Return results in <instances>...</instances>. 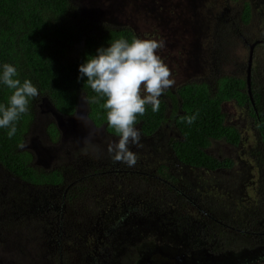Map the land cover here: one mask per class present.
Instances as JSON below:
<instances>
[{"label": "flooded vegetation", "instance_id": "obj_1", "mask_svg": "<svg viewBox=\"0 0 264 264\" xmlns=\"http://www.w3.org/2000/svg\"><path fill=\"white\" fill-rule=\"evenodd\" d=\"M242 3L243 10L246 3L250 4L252 21L256 3L254 0ZM260 4L264 5V0ZM246 44L249 54L253 51L251 92L253 99L258 96L261 107V112L256 108L254 115L249 104V116L262 131L264 33L260 38H246ZM259 49L261 53L257 54ZM248 66L247 62L240 69L246 81ZM216 84L214 81L212 85ZM32 104L33 119L21 144L25 146L20 148L29 154V165L35 173L45 172L48 180L49 171L63 168L64 183L54 185L47 179L38 181L21 175L0 158V264H264V205L257 210L233 205L222 196L233 197L235 193L225 190L213 201L212 193L201 194L204 190L191 189L182 175L161 172L159 160L144 161L141 141L149 136L139 126H136L141 137L138 148L129 144L132 152L137 151V163L129 167L102 152L108 150L109 143L118 140L106 126L90 129L91 133L81 135L78 142L74 137L63 136L57 112L48 97L35 99ZM251 105L255 108V100ZM226 122L238 126L235 121L229 123L226 119ZM52 124L58 130L57 136L50 130ZM171 135V139L179 136L177 132ZM84 139L92 143L83 144ZM88 144L93 151L90 157L86 156ZM96 155H100L98 161L92 159ZM174 156L177 167L202 168L191 167ZM86 165L88 169L83 172ZM131 173L141 179L149 176L162 181L171 191H166L164 199L150 200L146 197L148 189L138 184L139 194L130 200L125 197L127 192L119 191L127 190L124 176ZM103 176L115 182L92 183L95 177ZM88 179L91 181L86 192L83 184ZM260 194L264 198V189ZM145 223L150 225V232L159 226L158 234L144 236Z\"/></svg>", "mask_w": 264, "mask_h": 264}, {"label": "trees", "instance_id": "obj_2", "mask_svg": "<svg viewBox=\"0 0 264 264\" xmlns=\"http://www.w3.org/2000/svg\"><path fill=\"white\" fill-rule=\"evenodd\" d=\"M135 1L137 8L154 3V0ZM241 20L244 24L251 21L248 3ZM121 38L131 42L139 35L129 23L118 26L84 17L72 0H0V75L3 65L11 64L17 69L15 78L22 83L31 80L40 92L39 97L30 98L29 111L15 122V136L9 138V129L0 128V158L6 166L38 181L48 180L45 172L35 173L29 165V154L20 148L33 119L35 99L48 97L65 116H72L78 104L84 102L96 126L104 125L109 132L115 133L107 127V110L102 107L106 97L91 90L86 83L87 77L79 78V67L90 56H95L100 47L106 48ZM246 83L242 75L224 76L215 86L208 82H185L175 91H167L171 105L162 97H159L158 112L147 105L145 114L137 117L135 127L139 126L144 135L151 136L171 119L179 136L170 139V145L180 161L213 171L230 168L234 164L230 158H219L210 153L209 148L213 140L237 145L242 139L241 132L226 122L224 102L235 101L240 106L250 104L254 115L256 108L261 112L257 95H254L255 108L251 105ZM252 88L255 91L253 81ZM12 91L0 81V104L7 105ZM84 96L96 100L87 103ZM193 115L195 121L188 124L185 118ZM50 130L58 135L54 124ZM63 172V168L49 171V184L62 185Z\"/></svg>", "mask_w": 264, "mask_h": 264}, {"label": "rangeland", "instance_id": "obj_3", "mask_svg": "<svg viewBox=\"0 0 264 264\" xmlns=\"http://www.w3.org/2000/svg\"><path fill=\"white\" fill-rule=\"evenodd\" d=\"M133 1L135 0H72L77 11L88 19L118 26L129 23L138 33L139 39H153L163 43V47L157 50V55L169 67L170 78L175 83L160 97L168 100L170 105L167 91H175L185 82L214 84V81L217 83L224 76L243 75L240 69L247 64L249 54L246 38L250 40L260 38L264 33V15L261 16L264 5L260 4L261 0H254L255 14L248 24H244L241 20L242 0H154L153 4L138 8L136 1ZM259 53L261 49L258 50L257 54ZM144 94L142 89L141 95ZM248 105L240 106L235 101L224 102L222 105L227 121L229 123L235 121L238 125L236 126L240 129L242 142L234 146L224 144L223 140H213L209 148V152L218 157L230 158L234 162L232 167L219 171L177 167L170 145L171 133L177 131L171 119L155 134L142 139L140 149L142 152L145 151L144 161L159 160L161 172L176 174L177 177L182 175L191 184V189L204 190L201 194L212 193L213 196L209 194L212 200L225 190V193H235L233 197L229 194L225 195L226 197L222 196L233 205L250 206L253 210L263 208L264 198L260 190L264 189V142L262 141L264 130L260 131L254 120L250 118ZM83 121L86 123V120ZM86 133H91V130ZM75 139L81 142L79 140L82 137ZM86 141L92 143L89 139H84L82 143L85 144ZM95 145L101 151L100 144ZM130 146L138 148L135 144ZM87 147H90V151H87L86 156L90 157L93 153L92 147L90 144ZM102 152L109 154L108 150ZM134 153L137 154V151ZM87 169V165L83 166V172ZM104 178L106 177H95L92 183L109 185L115 182ZM124 178L128 184L127 190L119 193L127 192L125 197H129L130 200L139 194L138 184L148 189L145 195L150 200L162 199V197L164 199L166 191H171L167 184L162 181L157 182L156 179L152 180L149 176L141 179L139 175L131 173ZM90 181L91 179L84 181L83 187L86 192ZM142 226L144 236L149 233L154 236L159 232V226L154 228L153 232L148 230L150 228L148 223Z\"/></svg>", "mask_w": 264, "mask_h": 264}, {"label": "clouds", "instance_id": "obj_4", "mask_svg": "<svg viewBox=\"0 0 264 264\" xmlns=\"http://www.w3.org/2000/svg\"><path fill=\"white\" fill-rule=\"evenodd\" d=\"M162 47V42L153 39L135 38L129 42L121 38L106 48L100 47L95 56H90L79 67V78L87 77L86 83L91 90L106 97L102 107L107 110V127L118 136V140L108 145L114 162L135 166L137 156L129 149V144L139 145L140 142V132L135 127L137 117L145 114L147 105H151L153 112H158L159 97L175 83L170 78L169 67L157 55V50ZM17 75L13 65H3L0 81L13 91L7 105L0 104V128L9 129V138L17 132L15 122L29 111L30 98L40 96L31 80L26 79L22 83L15 78ZM83 99L87 103L96 100L95 97L89 100L85 96ZM185 119L191 124L196 116Z\"/></svg>", "mask_w": 264, "mask_h": 264}, {"label": "water", "instance_id": "obj_5", "mask_svg": "<svg viewBox=\"0 0 264 264\" xmlns=\"http://www.w3.org/2000/svg\"><path fill=\"white\" fill-rule=\"evenodd\" d=\"M253 61V51L249 54L248 69H247V88L250 94L252 103L254 99L251 92V68ZM58 116V126L64 137H79L90 129H95L97 126L95 122L88 116V111L84 102H80L77 106L76 112L70 117H64L62 113L53 106L52 107ZM86 120V123L83 121ZM84 122V123H83ZM87 124V125H86Z\"/></svg>", "mask_w": 264, "mask_h": 264}]
</instances>
